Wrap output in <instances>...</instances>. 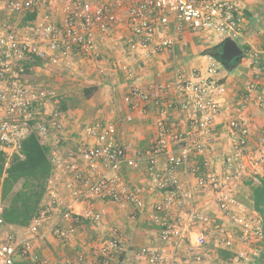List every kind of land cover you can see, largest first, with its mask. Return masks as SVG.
<instances>
[{
    "label": "built area",
    "instance_id": "built-area-1",
    "mask_svg": "<svg viewBox=\"0 0 264 264\" xmlns=\"http://www.w3.org/2000/svg\"><path fill=\"white\" fill-rule=\"evenodd\" d=\"M40 1L0 0V7L22 14L34 11ZM65 2L62 26L37 20L23 32L9 31L0 36V52L6 57L0 61V79L12 80L0 89V113L4 116L0 122L1 149L10 159L33 131L50 148L53 165L42 208L29 224V232L39 234L55 218L50 234L69 242L83 224L102 227L108 203L120 208L133 206L130 217H135L146 205V192L160 190L163 198L155 205L151 218L161 228L160 240L172 248L143 247L139 255L145 256L148 264H182L177 249L193 232L199 249L206 248L213 232L217 242L232 252V263L249 264L263 250L264 219L239 198V192L247 181L259 184L264 175V135L259 137L256 150L250 151L248 122L239 118L224 121L235 138L230 150L221 156L222 173L211 169L215 130L229 108L221 101L226 87L217 77L220 67L216 60L210 62L204 75L181 69L176 52V40L185 28L207 33L220 44L228 37L240 42L246 19L239 0H114L115 6L126 3L130 29L127 49L131 56L144 59L167 51L174 58V79L158 84V93L132 87L124 97L133 111L145 114L149 101L158 108V135L142 154L151 177L147 188L131 183L122 173L123 167H137V160L130 156V146L118 139L115 121H94L77 137L71 136L60 110L46 113L48 90H35L24 82L26 67L20 60L66 57L75 50L85 57L98 58V41L104 40L117 22L116 11L108 1ZM161 33L165 35L161 37ZM260 33H264V24ZM262 53L264 62V48ZM126 70L130 76L131 69ZM253 88L251 84L249 89ZM170 92L175 94L172 100L167 98ZM260 102L264 107V98ZM173 109L188 112V118L175 121ZM125 119L132 121L133 113ZM195 156L204 158V173L191 164ZM181 169L185 181L179 174ZM205 191L210 192L226 223L218 224L215 217L201 210L200 204L198 211L196 195L199 192L200 197ZM173 208L178 212L172 217ZM5 225L0 205V264H17L20 254L32 255L33 243L8 232L2 236ZM120 249L122 242L115 227L108 237L97 238L96 258L79 252L74 260L53 264H111L114 252ZM202 258L199 253L197 259ZM32 259L50 264L48 258L34 254Z\"/></svg>",
    "mask_w": 264,
    "mask_h": 264
},
{
    "label": "crops",
    "instance_id": "crops-1",
    "mask_svg": "<svg viewBox=\"0 0 264 264\" xmlns=\"http://www.w3.org/2000/svg\"><path fill=\"white\" fill-rule=\"evenodd\" d=\"M239 3L244 8L246 25L240 42H238L243 47V58L238 64L230 68L223 66L210 53V49L219 46L220 43H217L215 38L207 33L185 28L176 40L177 63L181 69L197 70L207 75L213 59L219 64L220 70L217 77L226 87L221 101L229 108L220 118L221 124L216 127L209 167L221 173L223 171L221 156L230 150L235 138L234 131H230L223 125L224 121L239 118L248 122L250 128L248 149L250 151L256 150L259 137L264 135V107L260 102V99L264 98V62L261 59L264 33H260V27L255 30L253 23V21L257 23L258 19L264 17V0H239ZM44 4L47 9L52 8L49 5H53L50 18L53 22H58L60 26L63 25L66 18L65 0H42L34 11L24 13L22 23L25 27L37 20H45L43 15L47 10ZM110 6L116 11L117 22L106 38L98 41V58L85 57L75 50L66 57L55 55L52 59L25 58L20 62L25 65L27 74L36 75L38 85L48 90L50 95L45 105L46 113H50L53 109L60 110L67 124L66 131L69 135L77 137L86 125L94 121H115L118 125V139L130 146V156L137 160V167H123L122 173L131 183L147 188L151 177L148 173L147 161L142 154L152 145L158 135V108L153 101H149L146 104L145 114L133 111L131 106L124 101V97L132 87L141 88L149 93H158V84L170 83L174 79V58L167 51L144 59L131 56L127 49V38L130 34L127 7L115 6L114 2L110 3ZM33 12H36V18L26 21L27 14ZM12 15L13 13L0 7V36L9 31H17L11 29V27L17 28L18 25L17 22L13 23L14 25L11 24ZM25 27L22 26L20 29L24 30ZM164 35V33L160 34L161 37ZM180 56L181 59H179ZM126 68L131 69L130 76ZM24 81L28 82L25 78ZM6 82L0 79V89L7 85ZM251 84H254V88L250 90ZM87 89L90 90L89 94H87ZM53 97H56L57 104L49 103ZM174 97L173 92L167 96L169 100ZM130 113H133V120L128 122L125 117ZM171 114L175 121L187 119L189 115L188 112L174 109L171 110ZM3 119L4 116L0 113V122ZM203 161L202 156H195L191 164L199 167L200 173H204L207 168L202 164ZM179 174L185 181L186 175L182 169L179 170ZM192 182L194 183V179ZM162 198L163 192L160 190L147 191L146 205L144 209L136 212L135 217H130L134 211L133 206L120 208L116 204L108 203L106 205L108 213L102 227L83 224L78 228L74 239L69 242L50 234V226L55 218L48 221L37 235L31 234L28 226L6 224L2 228V236L5 232L9 233L10 229L18 233V236L12 233L17 238H28L32 241L34 247L32 255L20 254L17 264H41V262H34L33 254L40 259L48 258L49 263L53 264L74 260L79 252H85L89 257L96 258L97 238L108 237L110 230L116 227L119 230L122 249L114 252L111 264H148L147 258L139 255L143 247L172 248L170 244L167 245L160 240L161 228L151 218L155 212V205ZM199 199H201V210L215 217L217 221L227 222V219L218 211L209 191H205L200 197L199 192L197 193L198 211ZM177 212V209L173 208L170 215L176 216ZM194 236L195 232L188 240L181 242L177 249L182 264H212L211 261L214 259L217 262L226 261L217 247L211 249L207 244L206 248L199 249L195 244ZM199 253L203 256L201 260L197 259Z\"/></svg>",
    "mask_w": 264,
    "mask_h": 264
},
{
    "label": "trees",
    "instance_id": "trees-1",
    "mask_svg": "<svg viewBox=\"0 0 264 264\" xmlns=\"http://www.w3.org/2000/svg\"><path fill=\"white\" fill-rule=\"evenodd\" d=\"M35 18L36 12H33L27 14L25 20L32 21ZM86 91L87 94L90 93V90ZM1 145L0 138L1 216L8 225L29 226L42 208L48 181L53 172L50 148L33 131L22 141L19 151L10 159L1 149ZM246 185L249 186V195L241 200L255 208L264 219V175L259 184L247 181ZM227 250L220 249V254L226 260H231L232 252ZM249 264H264V242L260 255Z\"/></svg>",
    "mask_w": 264,
    "mask_h": 264
},
{
    "label": "rangeland",
    "instance_id": "rangeland-1",
    "mask_svg": "<svg viewBox=\"0 0 264 264\" xmlns=\"http://www.w3.org/2000/svg\"><path fill=\"white\" fill-rule=\"evenodd\" d=\"M108 2L109 3H112V2H114V0H108ZM59 3V2H58ZM62 5V4H61ZM49 6H51L52 8H48L47 9V6L44 4V8L47 10L45 13L46 14H44L43 15V17L45 18V21H47V22H51V23H53V24H55V25H57V26H59L60 27V25L59 24H57L56 22H53L52 21V18H50V17H52V12H53V5H49ZM123 6H126V3L123 5ZM65 7V6H64ZM8 11V10H7ZM10 12V11H9ZM10 13H13V12H10ZM27 13V12H26ZM66 13V12H65ZM23 15H24V13H22V14H18V13H13V18H12V25H14L13 23H15V22H17V28L16 27H11V29H13V30H17V31H15V32H21L22 30L20 29V28H22V26L23 27H25L24 25H23V23H22V17H23ZM253 23H254V27H255V30L256 29H259V27L261 28L262 26H263V24H264V17L262 18V19H258L257 20V23L255 22V21H253ZM27 27V26H26ZM25 27V28H26ZM259 31H260V29H259ZM239 45L241 46V48H242V50H243V47H242V45L239 43ZM215 48L216 47H213V48H211L210 49V53L211 54H213L214 53V51H215ZM71 57H73V54H71ZM6 57H5V54L3 53V52H0V61L1 60H3V59H5ZM74 58V57H73ZM179 59H181V56L179 57ZM15 62H16V60H15ZM67 72V71H66ZM24 78L25 79H27L28 80V82H25L28 86H30V87H32V88H34L35 90H37V89H39V88H41L40 87V85H38V83L39 82H37V76L35 75V76H32V75H29V74H27V72L25 73V75H24ZM4 82H6V84L8 85L10 82H12V80L11 79H5V80H3ZM9 81V82H8ZM33 82V83H32ZM35 82V83H34ZM37 84V85H36ZM33 85V86H32ZM77 91H75V94H77L76 93ZM80 92H81V90H80ZM55 100H56V97H53L52 99H51V102H49L50 104L51 103H56L55 102ZM57 104V103H56ZM40 110V108L39 107H37V109H36V111H39ZM248 195H249V186H247L246 184H244L243 186H241L240 187V192H239V198L240 199H242V200H245L247 197H248ZM201 203V199H199V204ZM217 223L218 224H222V222H220V221H217ZM8 225V224H7ZM9 231V233H16L15 231H13V230H8ZM17 234V236H18V233H16ZM217 235L215 234V233H213V232H211L210 234H209V237H208V240H207V244H208V246L211 248V249H215L216 247L220 250V249H222L223 247L218 243V244H216L217 243ZM217 245H219V247L217 246ZM212 262V264H234V263H232V261L231 260H226V261H223V262H217L216 261V259H214V260H212L211 261Z\"/></svg>",
    "mask_w": 264,
    "mask_h": 264
},
{
    "label": "water",
    "instance_id": "water-1",
    "mask_svg": "<svg viewBox=\"0 0 264 264\" xmlns=\"http://www.w3.org/2000/svg\"><path fill=\"white\" fill-rule=\"evenodd\" d=\"M219 48L220 51L214 52L213 56L217 58L223 66L230 68L241 62L243 50L232 37L226 38L225 41L219 45Z\"/></svg>",
    "mask_w": 264,
    "mask_h": 264
},
{
    "label": "flooded vegetation",
    "instance_id": "flooded-vegetation-1",
    "mask_svg": "<svg viewBox=\"0 0 264 264\" xmlns=\"http://www.w3.org/2000/svg\"><path fill=\"white\" fill-rule=\"evenodd\" d=\"M220 51V48H217L216 50H215V52H219Z\"/></svg>",
    "mask_w": 264,
    "mask_h": 264
}]
</instances>
